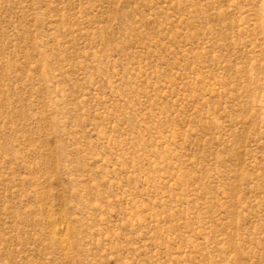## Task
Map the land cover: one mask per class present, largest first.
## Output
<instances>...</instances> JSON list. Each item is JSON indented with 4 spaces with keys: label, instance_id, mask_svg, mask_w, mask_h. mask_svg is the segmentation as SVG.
Returning a JSON list of instances; mask_svg holds the SVG:
<instances>
[{
    "label": "rangeland",
    "instance_id": "1",
    "mask_svg": "<svg viewBox=\"0 0 264 264\" xmlns=\"http://www.w3.org/2000/svg\"><path fill=\"white\" fill-rule=\"evenodd\" d=\"M0 264H264V0H0Z\"/></svg>",
    "mask_w": 264,
    "mask_h": 264
}]
</instances>
